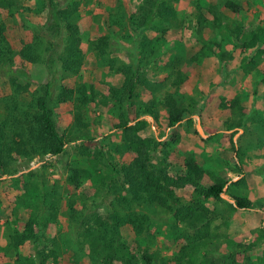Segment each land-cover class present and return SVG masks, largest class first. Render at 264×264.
<instances>
[{"label":"trees","instance_id":"1","mask_svg":"<svg viewBox=\"0 0 264 264\" xmlns=\"http://www.w3.org/2000/svg\"><path fill=\"white\" fill-rule=\"evenodd\" d=\"M140 16L136 19L129 14V25L133 29H144L154 19L160 23L173 24L177 21L174 8L175 0H140ZM13 0H0V10L8 11ZM77 4L64 9H55V18L63 24L65 45L58 60L65 73L77 74L84 62L81 49V35ZM225 8L238 14L237 7L227 2ZM207 13L214 21L221 22L220 15L214 7H208ZM209 19L199 14L195 18V30L201 34L209 30ZM123 22V21H122ZM109 28L123 26L121 21L113 20ZM113 25V26H112ZM224 28L228 26L223 24ZM153 28V26H151ZM155 27V26H154ZM155 29V28H154ZM156 31V29H155ZM235 41H239L242 49H256L258 56L264 55V29L257 28L244 34L240 25L229 30ZM152 39L143 37L139 44V53L145 54L142 65L116 67L114 60H108V37L99 36L92 44L97 51L98 63L107 73L115 74L119 81L102 83L103 91L92 84L63 85L55 99L50 98L49 72L40 67L41 59L35 47L23 43L16 51L6 38V27L0 23V65L12 67L19 65L18 77L26 81L25 85L15 83L11 79V94L0 99L3 116L0 119V180L1 194L19 207L28 210L27 219L16 226L9 237V248L14 252V264H59L64 253L71 252L70 260L63 264H79L86 257L90 264H254L251 252L263 237L253 242H220V226L228 227V223L238 209L252 208L244 177L228 184V179L207 171L194 155L184 157L181 165L172 167L167 147L176 144L178 137H170L168 141H159L152 134L149 124L142 116H151L158 120V108L166 110V127L172 129L183 121L191 111L187 105L179 103L171 95L158 99V86L154 85L143 70L149 64L148 56L154 55V45L163 39L166 28L156 31ZM225 53H220L223 60ZM243 61L241 68L255 67L253 59ZM180 63L170 61L164 65L175 75L174 86L181 85L185 76L178 71ZM115 70H114V69ZM44 70V71H43ZM31 82L37 83L40 90L32 95L29 103L21 102L20 96L29 92ZM260 84L264 86V68L261 69ZM142 89L149 95L141 99L136 92ZM233 109L238 110L242 119L246 111L242 109L238 98L231 101ZM224 107L225 105H221ZM118 111L117 122L112 125L118 142L112 149L105 150L89 131V122L85 114H93L97 109ZM71 113L70 125L60 130L55 116L62 112ZM186 132L198 135L191 127L192 120L187 119ZM233 127V126H232ZM240 127V122L235 125ZM230 141H231V135ZM223 144L224 141H220ZM71 146L72 154L86 163L85 168L70 167L66 176L65 190L61 193L57 185L53 189L40 188V177L36 171H29L17 177V165L24 160L31 161L45 156L58 157L66 153ZM156 153L158 156L154 161ZM121 161V162H120ZM51 166L46 163L42 168ZM237 168V167H236ZM234 173L245 175L238 167ZM97 177L96 190H102L112 199L98 211L97 205L87 207L86 193H77L85 179ZM34 178V179H33ZM191 188L187 199L178 195V191ZM13 190L18 191L9 197ZM39 193L32 201L29 193ZM226 194L234 204H227V211L218 213L210 209L206 203L222 201ZM27 197H30L27 199ZM65 205H64V202ZM65 206L68 222L76 229L75 236L47 233L55 229L62 207ZM157 210L166 212L171 217L170 231L177 252L172 259H166L152 251L150 245L143 246L135 241L130 247L123 241V230L131 227L138 238L150 235L152 218ZM220 218V219H219ZM219 225H214L215 222ZM30 243L35 247L32 256H24L19 249ZM51 244L52 247H47ZM47 250V251H46Z\"/></svg>","mask_w":264,"mask_h":264},{"label":"rangeland","instance_id":"2","mask_svg":"<svg viewBox=\"0 0 264 264\" xmlns=\"http://www.w3.org/2000/svg\"><path fill=\"white\" fill-rule=\"evenodd\" d=\"M227 2L237 7L238 14L225 8ZM75 3L78 5L79 18L76 23L81 30L84 62L77 74H70L61 70L58 60L65 45V30L63 24L55 18L53 8L64 9L74 6ZM141 5L140 0H13L10 10H0V23L5 25L6 38L14 50L19 51L23 43L35 47L40 55L41 70L43 68L49 72L52 100L63 85L86 83L103 91L102 83L109 84L120 80L117 75L108 74L98 63V54L92 43L99 36L109 38L106 58L109 61L114 60V68L126 65L136 67L145 64L142 58L146 55L139 53L141 39H152L157 35L156 31L166 28L163 39L154 45V55L147 57L149 64L144 65L143 70L150 82L158 86L156 96L159 100L171 95L179 103L187 105L191 114L186 115L183 121L172 129L166 127V110L162 107L158 108L157 121L148 115L142 116L141 119L148 122L153 136L159 141L178 137L176 144L167 147L172 167L181 165L184 157L191 154L207 171L227 178L228 184L244 177L252 208L238 209L227 228L220 226L219 233L224 234L220 237V242H253L261 236L263 238L251 252V259L254 264H264V86L260 84L264 55L257 54V48L261 46L254 50L240 48L241 42L235 41L229 34V30L236 25L241 26L244 34H249L257 28L264 29V0H175V23H160L158 19H154L149 27L135 30L127 23L128 16L132 15L133 19L139 17ZM210 6L214 7L221 17V22H216L214 26L213 17L207 13ZM199 14L206 16L210 25L209 30L201 34L197 33L194 24ZM106 19L108 24L117 20L121 21L123 26L112 25L113 27L109 28L104 23ZM223 24L228 27L224 28ZM221 52L226 54L223 60L219 58ZM246 58L247 61L253 59L255 67L241 68ZM170 61H178V71L185 76L184 82L179 86L173 85L175 75L164 68ZM19 67L21 66L0 65V99L11 94V79H16L14 81L17 84H26V81L18 77ZM39 90L38 82H31L29 92L20 96V101L29 103L32 95H36L35 92ZM136 92L141 99L149 97L142 89L138 88ZM234 98H238L242 109L246 111L242 119L238 116L237 107L236 110L233 109L231 101ZM2 116L0 103V119ZM84 116L89 122V131L95 142L105 150L112 149L118 142L112 128L117 122L118 111L100 108L93 114L86 113ZM55 119L60 130H63L70 125L73 117L71 113L64 111L57 114ZM187 119L192 120L191 127L198 135L186 132ZM239 122L240 127H235ZM230 135L232 143L229 142ZM220 141H224L223 144ZM156 155L154 161L161 156L159 153ZM46 163L51 166L42 168ZM17 167L15 177L36 171L42 177L38 179L41 182L40 188L43 186V190L49 191L56 184L57 189L63 193L68 169L87 166L72 154L71 146H67L66 153L61 156L53 158L47 155L31 161L24 160ZM236 167L245 175L234 173ZM7 178L9 177L3 175L0 180ZM97 180V177L83 180L76 192L86 193L88 208L95 204L99 206L98 211H101L112 196L106 195L102 190H96ZM17 193L18 191L13 190L9 197H14ZM190 193L191 188L178 191V195L183 199H187ZM4 195L1 194L0 205V264H14L15 254L9 248V237L15 227L27 219L28 210L17 206L13 199L9 200ZM29 195L35 202L34 197L39 193L31 190ZM221 199V202L209 201L206 205L210 209L215 208L218 213H224L227 211V204H234V200L226 194H222ZM170 222V215L157 210L152 218L150 235L138 238L131 227L126 226L123 230V241L130 247L135 241L143 246L150 245L152 251L166 259H172L177 247L171 235ZM219 224L218 221L214 223ZM56 233L76 235V229L68 222L65 206L60 211L55 229L47 234L53 236ZM47 247L52 246L50 244ZM37 249L42 250L43 247L27 243L19 249V253L32 256ZM71 255V252L64 253L59 264L70 260ZM79 264L90 263L84 257Z\"/></svg>","mask_w":264,"mask_h":264}]
</instances>
